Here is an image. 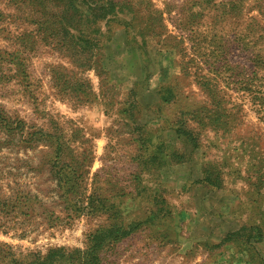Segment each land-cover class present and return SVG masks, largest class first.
<instances>
[{"label":"rangeland","instance_id":"obj_1","mask_svg":"<svg viewBox=\"0 0 264 264\" xmlns=\"http://www.w3.org/2000/svg\"><path fill=\"white\" fill-rule=\"evenodd\" d=\"M204 164L264 187V0H0V264H261Z\"/></svg>","mask_w":264,"mask_h":264},{"label":"crops","instance_id":"obj_2","mask_svg":"<svg viewBox=\"0 0 264 264\" xmlns=\"http://www.w3.org/2000/svg\"><path fill=\"white\" fill-rule=\"evenodd\" d=\"M173 132L179 131L175 129ZM177 151V147L171 144L167 155L164 156L168 163L171 162V157H176L174 154L176 155ZM248 159L250 160V157ZM252 168L251 159L245 164L244 169L242 168L243 171L240 168L230 174L232 184L235 185L241 179L248 180L247 177L250 175L257 179L258 174L256 171L253 173ZM220 175V172L215 174L208 165L204 164V171L198 179L204 186V193L200 196V199L204 200V220H208V223L204 221V230L208 234L209 228H213L209 225L213 221L212 216L223 213L222 220L216 224L219 235L216 243L232 242L233 245L239 246V249L243 246L248 247L249 252L264 264V187L252 190L246 185L242 190L223 189ZM191 192L199 195L197 190H189L186 195ZM231 207L234 216L226 221Z\"/></svg>","mask_w":264,"mask_h":264},{"label":"trees","instance_id":"obj_3","mask_svg":"<svg viewBox=\"0 0 264 264\" xmlns=\"http://www.w3.org/2000/svg\"><path fill=\"white\" fill-rule=\"evenodd\" d=\"M175 155V154H174Z\"/></svg>","mask_w":264,"mask_h":264}]
</instances>
